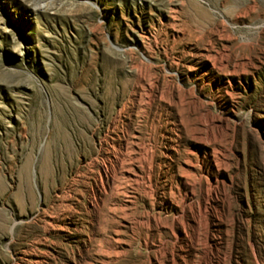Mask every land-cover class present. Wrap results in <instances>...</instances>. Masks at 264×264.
<instances>
[{"label": "rangeland", "instance_id": "rangeland-1", "mask_svg": "<svg viewBox=\"0 0 264 264\" xmlns=\"http://www.w3.org/2000/svg\"><path fill=\"white\" fill-rule=\"evenodd\" d=\"M206 253L264 264V0H0V264Z\"/></svg>", "mask_w": 264, "mask_h": 264}, {"label": "bare ground", "instance_id": "bare-ground-1", "mask_svg": "<svg viewBox=\"0 0 264 264\" xmlns=\"http://www.w3.org/2000/svg\"><path fill=\"white\" fill-rule=\"evenodd\" d=\"M133 151V150H132ZM143 153H144V151H143ZM146 155V154H145ZM136 156V155H135ZM133 157V156H132ZM131 159V158H130ZM129 159V160H130ZM135 163H137V160L135 161V158H132L130 161H129V169L130 170H128L129 172H131L130 173V178H132V179H134L135 178V180L137 179L136 178V176H138V174H137V172H136V168H135ZM108 167V166H107ZM105 169V168H104ZM109 170V169H108ZM106 172V174H107V177H108V171L106 170L105 171ZM132 182V181H131ZM130 182V183H131ZM138 182V181H137ZM102 184V183H101ZM207 200V199H206ZM128 208V207H127ZM128 213V212H127ZM128 215V214H127ZM131 218V217H130ZM148 222V221H147ZM144 223V222H143ZM141 224V223H140ZM182 224V223H181ZM184 224V223H183ZM148 228V227H147ZM208 240H210V239H208ZM209 250V249H208ZM211 252H213V251H211ZM207 254V253H206ZM214 254V253H213ZM230 257V256H229ZM210 263H212V257L209 255V253L206 255V257H205V260H204V263L203 264H210ZM214 264V263H213Z\"/></svg>", "mask_w": 264, "mask_h": 264}]
</instances>
